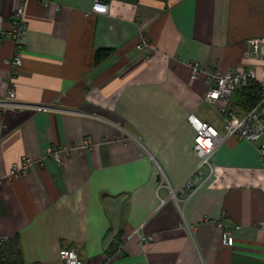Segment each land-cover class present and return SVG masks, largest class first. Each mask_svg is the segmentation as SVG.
<instances>
[{
  "label": "crops",
  "instance_id": "0c3cea01",
  "mask_svg": "<svg viewBox=\"0 0 264 264\" xmlns=\"http://www.w3.org/2000/svg\"><path fill=\"white\" fill-rule=\"evenodd\" d=\"M94 1L0 0V38L20 8L27 26L16 70L14 44L1 40L0 101L14 98L0 107V176L22 157L39 162L47 146L68 150L60 167L44 159L0 182V235L38 264H61V248L84 264H264L256 144L227 139L208 181L188 199L179 191L198 161L187 117L222 133L225 116L243 114L236 91L226 114L221 100L209 103L205 74L192 78L188 64L259 75L264 46L243 52L264 36V0H104L105 14ZM140 33L147 48H136ZM138 227L152 240L141 243ZM224 228L231 247L220 243Z\"/></svg>",
  "mask_w": 264,
  "mask_h": 264
},
{
  "label": "built area",
  "instance_id": "2783aa9c",
  "mask_svg": "<svg viewBox=\"0 0 264 264\" xmlns=\"http://www.w3.org/2000/svg\"><path fill=\"white\" fill-rule=\"evenodd\" d=\"M43 5H49V0H39ZM92 12L97 14H105L108 6L104 0H95L91 7ZM27 26L23 19V10L18 9L11 18L10 28L6 34L2 33L1 40L9 38L14 44V56L11 66L16 70L22 64V43L25 40ZM149 45L148 38L145 34H139V43L137 49L147 48ZM264 46V36L253 37L247 41L246 49L243 57L250 59L256 57L261 48ZM190 75L196 78L200 73L205 74V83L208 86L206 100L214 103L221 100L224 105L219 108L222 114L227 113V107L234 91L247 86L248 82L255 81L258 84L256 103L246 112L241 114L239 118L233 119L225 116L223 120L222 133H218L208 123L198 120L195 116L187 117L188 123L195 131L193 151L198 161L196 167L191 174L180 186L179 191H185L186 196L182 200L188 199L201 186H203L212 175L213 165L211 162L212 155L216 149L229 138L237 140H245L252 144H256V148L261 160H264V65L261 67L258 75L253 68H231L225 72H221L215 67H204L197 61L188 64ZM14 92L10 91L7 98L0 101L1 108L11 107ZM48 106H38V110H47ZM90 147L89 143H87ZM68 150L63 146L50 145L44 149V157L35 162L28 157H22L14 162L7 173L0 176V182L3 179H19L26 175L32 165L43 164L44 159L52 160L58 167L62 165L63 156ZM171 197L179 200L177 190H171ZM260 228H264L263 223L258 224ZM221 227V223L219 222ZM141 243L145 244L152 240V236L142 233L140 227L134 229ZM220 243L222 246L231 247L234 238L229 229L224 228L221 232ZM58 258L61 264H84L73 248H61L58 251ZM0 264H38L35 262H26L21 255V248L18 239L15 236L0 235Z\"/></svg>",
  "mask_w": 264,
  "mask_h": 264
},
{
  "label": "trees",
  "instance_id": "16d2710c",
  "mask_svg": "<svg viewBox=\"0 0 264 264\" xmlns=\"http://www.w3.org/2000/svg\"><path fill=\"white\" fill-rule=\"evenodd\" d=\"M107 51H98L95 54V61L98 62L102 57L107 55ZM258 84L255 81L248 82L247 86L236 90V97L232 100L233 106L238 110L248 111L257 100Z\"/></svg>",
  "mask_w": 264,
  "mask_h": 264
}]
</instances>
